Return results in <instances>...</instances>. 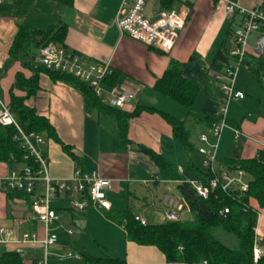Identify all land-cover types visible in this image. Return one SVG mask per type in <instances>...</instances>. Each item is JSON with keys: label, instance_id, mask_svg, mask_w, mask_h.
Instances as JSON below:
<instances>
[{"label": "crops", "instance_id": "1", "mask_svg": "<svg viewBox=\"0 0 264 264\" xmlns=\"http://www.w3.org/2000/svg\"><path fill=\"white\" fill-rule=\"evenodd\" d=\"M233 1L246 8H252L261 2ZM151 2L154 3L147 9ZM121 3L122 0H72L71 5H64L56 0H4L0 4V98L8 105L14 99H22L23 105L33 108L37 115L45 117L52 125L58 140L47 139L56 144L44 141L40 145V151L47 161L48 176L69 178L75 169H80L84 172L94 171L98 176L111 180V189L107 191L110 202L108 210L89 203L84 210L74 211L63 196L52 201L51 206L58 217L52 226L57 240L47 249L46 264H91L82 258L80 252L91 257H102L93 255L95 246L114 249L116 253L112 257L124 259L127 264H170L156 247L138 245L127 238L124 215L130 212L148 223L147 209L154 223L162 222V214L168 209L165 199L170 198L165 196L162 204L159 203V186L162 185L168 191L174 185L178 187L181 182L194 179H190L192 173L185 176L182 168L181 172L174 170L171 161L163 155V137L174 139L169 125L158 113L144 112L130 119L127 128L129 141L126 144L119 142L84 112L83 97L78 88L53 81L43 70L38 69L43 67L38 62L39 47L36 44L39 35L30 33L29 39L24 38L29 45L11 53L12 43L21 26H25L27 31L63 27V43L66 48L80 54L87 61L108 62L112 71L117 74V81L112 87L105 86L109 89H126L134 94V98L121 110L131 112L137 105L152 107L179 119L184 113L181 108L184 106L157 93L153 88L155 81L173 61L183 63L182 75L198 87L193 104L196 111L219 114L225 101V93L216 87L209 75H204V69L227 37L228 29L235 27L234 20L227 15L222 2L174 0L170 9L183 13L186 19L168 51L143 44L119 32L116 19ZM144 11L146 18H155L160 11L157 0H148ZM31 46L37 50L36 59L28 52ZM246 71L249 70L245 69ZM35 78L36 87L32 93L27 94L25 80ZM237 81L236 77V88L243 91ZM248 86L251 85L247 84ZM262 99L264 97L246 101L244 97L228 103L229 126L221 132L215 167L225 159L252 158L263 150ZM186 115L187 110L185 117L180 120L185 119ZM195 126V140L199 147L201 144L197 139L198 134L209 132L210 127L204 129L199 124ZM233 130L238 131L237 136ZM138 146L147 147L159 154L171 165L178 179H168L148 155L138 150ZM189 161L192 158L186 160L187 164ZM11 166L13 165L1 162L0 175ZM196 168L193 164V170L188 167V171L196 173ZM146 193L149 194V199L145 196ZM178 200L186 204L182 196ZM133 204L141 213L133 212ZM13 207L17 208L16 213ZM65 211L69 212L68 215H65ZM260 214L256 238L263 253L264 213ZM0 225L12 228L15 236L23 232H34L39 239L43 236L41 224L35 220L27 201L10 196L1 189ZM68 229L71 230L70 233L66 232ZM18 249L22 250L21 254L17 253ZM3 251H15L22 258V264H37L44 252L39 243L1 244L0 253ZM65 252L78 254L79 258L66 257Z\"/></svg>", "mask_w": 264, "mask_h": 264}, {"label": "trees", "instance_id": "2", "mask_svg": "<svg viewBox=\"0 0 264 264\" xmlns=\"http://www.w3.org/2000/svg\"><path fill=\"white\" fill-rule=\"evenodd\" d=\"M56 1L64 5H71L72 3V0ZM173 1L157 0V3L160 10H168ZM233 20L235 22V19ZM233 29L231 27L228 29L227 37L216 51L208 67L204 69V75H209L212 82L216 83L217 88L219 84L213 78L214 74L224 72L232 61L228 51L231 46L230 40L233 39ZM30 33L40 36L36 44L37 47L49 42L65 47L63 27H57L55 30L50 28L45 31H27L25 26H21L12 43L11 53H16L17 48L29 45L26 39L30 38ZM244 62L248 65V70L262 85L264 81V54L256 57L248 56ZM182 66L183 63L171 62L162 76L155 81L153 88L157 93L186 108L187 115L183 120L152 107L137 105L131 112L112 107L101 102L93 90L75 76L51 71L44 67L38 69L43 70L53 81H61L78 88L83 97L84 112L92 116L95 122L110 132L117 141H122L125 144L129 141L127 128L130 119L138 117L144 112L149 114L156 112L169 125L172 138L182 149H190L193 144L187 123L192 121L205 129L218 122L220 116L218 113H201L194 109L193 104L198 93V87L182 75ZM116 81L117 74L112 71L110 75L104 78V85L112 87ZM24 86L27 94L32 93L36 87V78L25 80ZM243 94L246 98V94L244 92ZM261 102L264 106V99ZM9 107L26 132L40 133L46 138L58 140L48 120L37 115L33 108L23 105L22 99H14ZM226 123L229 126L228 116ZM15 133L16 130L13 127H0V163H9L13 166L33 164L31 160L23 159L24 150L14 138ZM138 150L148 155L168 179H178L171 165L159 154L144 146H138ZM188 167L193 170L192 161L188 162ZM216 168L217 172L237 169L245 171L248 177L246 192L231 197L216 190L210 192L206 199L196 197L198 201L208 207V212H203L194 206L177 188L187 204L191 218L163 220L160 223H141L135 219V215L127 212L124 215V228L127 238L138 245L156 247L164 255L165 261L170 264L204 262L205 264H264V252L257 259H254L253 250L255 241L258 245L254 233L257 225V213H264V150L259 151L257 156L252 158L225 159ZM196 169L198 179H203L207 171L200 168ZM181 184L191 189L187 182ZM40 189L38 185L37 190ZM8 195H13L19 199L23 198L27 203L31 198L29 195L16 192H8ZM224 207H228L229 211L220 214L219 210ZM80 253L82 258L91 264H127L121 258L91 257L83 252ZM0 264H22V258L15 251H3L0 253Z\"/></svg>", "mask_w": 264, "mask_h": 264}, {"label": "built area", "instance_id": "3", "mask_svg": "<svg viewBox=\"0 0 264 264\" xmlns=\"http://www.w3.org/2000/svg\"><path fill=\"white\" fill-rule=\"evenodd\" d=\"M4 0H0V4ZM148 0H122L120 11L116 19V25L121 34H126L135 40L168 51L173 46L177 33L185 23L183 13L168 9L160 10L155 17L148 19L143 10ZM223 3L225 12L235 19L233 39L228 54L232 57L231 63L224 72L214 74L218 81L219 90L225 93V101L219 110L220 119L214 123L209 132H200L197 136L200 146L197 152L203 156V167L207 174L203 179L186 181L194 195L201 199L208 198L210 192L218 190L226 196H234L246 192L248 189V177L245 171L237 169L233 171L222 170L217 172L215 158L219 138L222 130L228 127L226 123L228 103L231 100L242 99L243 92L236 88V77L239 69H248L244 62L248 56L264 54V0L252 8L241 6L233 0H218ZM251 35L254 42H249ZM38 62L45 69L60 73L71 74L80 81L86 83L100 98L101 102L112 107L123 109L133 98L134 94L126 89L107 88L104 78L111 74L112 68L108 62L95 63L87 61L80 54L72 50L49 42L38 48ZM0 127H13L16 130L14 138L24 150L23 159L31 160V165L11 166L0 175V189L6 192H16L29 195L28 207L42 227L43 236L39 239L34 232H23L15 236L14 230L8 226L0 225V245L7 243L41 244L43 257L37 264H46L47 249L57 240L56 233L52 230L53 223L57 220L52 201L63 196L70 203L74 211H82L87 204L104 210L110 208L107 199V191L111 189V180L100 177L96 172H84L75 169L69 178H51L46 170V158L40 151V145L44 138L40 133L26 132L17 121L8 104L0 98ZM238 135L237 130H233ZM264 150V144H262ZM181 172V169L179 170ZM182 183V182H181ZM38 185L41 190H37ZM168 209L162 214L163 220H176L187 204L178 199H165ZM228 207L219 210V213H227ZM261 214L257 213V219ZM135 219L144 223V219L135 216ZM70 233L71 230H66ZM256 227L254 229L256 237ZM257 240V238H255ZM254 259H257L262 251L254 242ZM21 254L22 250L18 249ZM66 257L78 259V254L67 252ZM205 264V262H204Z\"/></svg>", "mask_w": 264, "mask_h": 264}, {"label": "rangeland", "instance_id": "4", "mask_svg": "<svg viewBox=\"0 0 264 264\" xmlns=\"http://www.w3.org/2000/svg\"><path fill=\"white\" fill-rule=\"evenodd\" d=\"M152 3H154V2L149 3V5H147L146 8L148 9V7H151ZM172 8H173V6H172ZM147 9L145 11L143 10L144 13L147 11ZM147 17H149V16L147 15ZM249 42H251V43L254 42V36L253 35H251V37L249 38ZM28 52L31 56H33V58L36 59L37 50L34 47L31 46ZM35 62H36V60H35ZM246 72H245L244 68H241V69H239L238 74H237V79H238L237 82L242 87V89H244L243 92L246 94L245 100L248 101V100H251L252 98L253 99H260L261 97H264V81L261 85L256 80L255 76L251 72H249V71H246ZM247 84H250L251 86L247 87ZM181 108H182L184 113L178 117L179 119L184 118L185 112H186L184 107H181ZM187 126L190 129V138H191V141L193 144L192 147L190 149L189 148L188 149H182V147L178 143H176L175 140L167 139L166 137H163L162 151H163V155L165 156V158L168 159L169 161H171L172 168L174 170L179 171V169L182 168V170H184L185 176L191 175L190 173H192V176L190 177V179H197L196 173H194L193 171H188V167H187L188 164H187L186 160L188 158L189 159L192 158V161H193V164L195 167L200 168V169H204V167H203V156L197 152L198 145H197L196 140H195V137L197 135V128H196L195 124L192 121H189L187 123ZM43 138H44V141L55 143L54 141L47 139L44 135H43ZM160 176L162 177V174H160ZM158 191L160 193V198H159L160 204H162V200L165 196H168L170 199H180V197H181V193L175 185L172 186V188L168 191H166L164 189V187L162 185H160L158 188ZM145 196L149 199L148 193H146ZM164 205H166V204L164 203ZM131 209L133 210V212L141 213L140 209L135 208V204H133ZM13 211H14V213H16L17 208L13 207ZM68 213H69L68 211H65V215H68ZM146 213H148V216L146 215L148 223H154V219L150 216V211H147V209H146ZM179 213H180L179 218H181V219H190L191 218V213H189L187 206H185L184 209ZM66 253L67 252L64 253V256L66 255ZM92 253H93V255H100L102 257H112L113 255H115L116 252L114 249L109 248L108 246L104 247L103 249H100L98 246H95V250H93Z\"/></svg>", "mask_w": 264, "mask_h": 264}, {"label": "water", "instance_id": "5", "mask_svg": "<svg viewBox=\"0 0 264 264\" xmlns=\"http://www.w3.org/2000/svg\"><path fill=\"white\" fill-rule=\"evenodd\" d=\"M156 18L157 17L153 18V20ZM177 188L183 192V194L190 202L193 203L194 206L201 209L203 212H208V207L204 203L197 200L196 196L190 188L186 187L183 184H179ZM210 214H212V212H210Z\"/></svg>", "mask_w": 264, "mask_h": 264}]
</instances>
